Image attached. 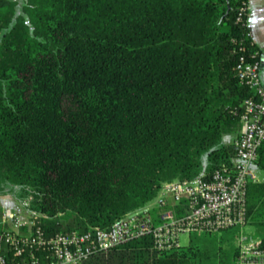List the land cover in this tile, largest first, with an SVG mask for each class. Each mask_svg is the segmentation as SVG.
Instances as JSON below:
<instances>
[{"label": "trees", "instance_id": "16d2710c", "mask_svg": "<svg viewBox=\"0 0 264 264\" xmlns=\"http://www.w3.org/2000/svg\"><path fill=\"white\" fill-rule=\"evenodd\" d=\"M245 6L0 0V195L18 188L47 233L84 232L144 208L164 182L231 168L252 95L237 61L259 58L246 14L237 20ZM257 165L246 225L263 241L264 140ZM239 232L200 233L168 251L145 235L83 264H237Z\"/></svg>", "mask_w": 264, "mask_h": 264}, {"label": "built area", "instance_id": "2783aa9c", "mask_svg": "<svg viewBox=\"0 0 264 264\" xmlns=\"http://www.w3.org/2000/svg\"><path fill=\"white\" fill-rule=\"evenodd\" d=\"M242 13L248 19L247 6L237 20ZM247 35L251 37L249 30ZM251 56L259 58L250 60L242 54L236 65L240 81L252 95L241 104L243 130L234 140L231 168L217 170L209 177L164 182L144 208L128 213L109 228L47 233L40 225L39 213L17 206L4 208L0 216V264H83L97 252L145 235L151 236L155 249L168 251L180 246L182 234L215 233L235 227L240 229L237 264H264L262 240L241 232L246 225L247 185L257 180L258 148L264 140L259 51Z\"/></svg>", "mask_w": 264, "mask_h": 264}, {"label": "crops", "instance_id": "0c3cea01", "mask_svg": "<svg viewBox=\"0 0 264 264\" xmlns=\"http://www.w3.org/2000/svg\"><path fill=\"white\" fill-rule=\"evenodd\" d=\"M247 7H248V12H249V16L247 19V27H248V30L250 31L251 38L254 44L256 45L259 51V54H260V60H261L260 79H261L262 84L264 85V0H247ZM242 130H243V124L240 130V134ZM225 135H229L230 138L228 140H225L223 136V140L225 142H230V141H233L238 134L232 133V134H225ZM257 169H258L257 170L258 177H257V180L252 181L253 183L259 182L263 178L262 171L258 167V165H257ZM0 205L2 206L3 209L11 208L13 206L10 203H6L3 199H0ZM256 237H259V236H256ZM262 242L264 244V240Z\"/></svg>", "mask_w": 264, "mask_h": 264}, {"label": "rangeland", "instance_id": "374dc122", "mask_svg": "<svg viewBox=\"0 0 264 264\" xmlns=\"http://www.w3.org/2000/svg\"><path fill=\"white\" fill-rule=\"evenodd\" d=\"M230 138L229 135H224V139L228 140ZM18 188H15L14 192H8L5 194L0 195V199H3L6 203H10L13 206H17L18 208H21L22 210H25V204L22 200L16 197V192ZM242 234L249 235V236H258L257 234L258 229L251 225H245L241 229ZM194 235H203L198 233L193 234H182L179 238V244L180 246H186L190 243L192 236Z\"/></svg>", "mask_w": 264, "mask_h": 264}]
</instances>
